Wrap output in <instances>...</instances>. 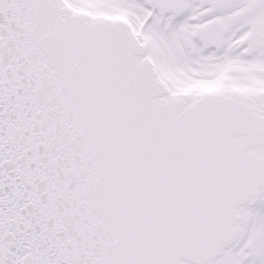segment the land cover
I'll return each instance as SVG.
<instances>
[{
	"label": "snow or ice",
	"instance_id": "snow-or-ice-1",
	"mask_svg": "<svg viewBox=\"0 0 264 264\" xmlns=\"http://www.w3.org/2000/svg\"><path fill=\"white\" fill-rule=\"evenodd\" d=\"M0 264H264V0H0Z\"/></svg>",
	"mask_w": 264,
	"mask_h": 264
}]
</instances>
